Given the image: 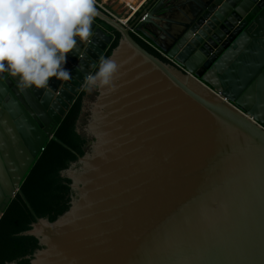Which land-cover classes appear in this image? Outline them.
Instances as JSON below:
<instances>
[{"label":"water","instance_id":"1","mask_svg":"<svg viewBox=\"0 0 264 264\" xmlns=\"http://www.w3.org/2000/svg\"><path fill=\"white\" fill-rule=\"evenodd\" d=\"M130 26L182 69L97 8L69 81L0 74V217L87 87L70 207L24 232L30 264H264V0H148ZM117 34L110 83L89 85Z\"/></svg>","mask_w":264,"mask_h":264},{"label":"clouds","instance_id":"2","mask_svg":"<svg viewBox=\"0 0 264 264\" xmlns=\"http://www.w3.org/2000/svg\"><path fill=\"white\" fill-rule=\"evenodd\" d=\"M96 15V0H0V74L16 78L21 90L69 81L67 57L92 36ZM116 70L105 58L87 81L106 86Z\"/></svg>","mask_w":264,"mask_h":264},{"label":"trees","instance_id":"3","mask_svg":"<svg viewBox=\"0 0 264 264\" xmlns=\"http://www.w3.org/2000/svg\"><path fill=\"white\" fill-rule=\"evenodd\" d=\"M119 38L117 34L93 75L100 62L110 56ZM87 90L86 87L75 99L53 138L34 161L20 192L15 194L0 217V264H30L33 254L42 246L36 237L24 232L31 229L37 218L53 222L69 209L73 191L71 179L63 172L85 154L90 144V139L78 132L80 121L86 120L83 108Z\"/></svg>","mask_w":264,"mask_h":264},{"label":"built area","instance_id":"4","mask_svg":"<svg viewBox=\"0 0 264 264\" xmlns=\"http://www.w3.org/2000/svg\"><path fill=\"white\" fill-rule=\"evenodd\" d=\"M96 8L101 10L103 13H105L109 18L117 21L122 26L127 27L131 33L138 41H140L143 45H145L148 49L153 51L155 54L159 55L163 59H165L170 64L176 66L179 69H182L171 57H169L165 52H163L161 49H159L156 45H154L152 42H150L148 39H146L144 36H142L139 32H137L134 28H131L130 22L131 19L134 16V13L138 10H132L130 13H128L126 16L120 17L118 15H115L109 5L107 0H96Z\"/></svg>","mask_w":264,"mask_h":264},{"label":"crops","instance_id":"5","mask_svg":"<svg viewBox=\"0 0 264 264\" xmlns=\"http://www.w3.org/2000/svg\"><path fill=\"white\" fill-rule=\"evenodd\" d=\"M146 1L148 0H107L108 5L111 9V11L120 17L126 16L128 13H130L132 10H137L143 7V5L146 4ZM247 42H243L242 46H247ZM242 54V48L239 49L236 53H234L229 60L225 63L222 70L226 71V69L229 67V65L238 64L240 61V56ZM224 73H221V75ZM257 92V91H256ZM259 93L264 94V86L260 89Z\"/></svg>","mask_w":264,"mask_h":264},{"label":"flooded vegetation","instance_id":"6","mask_svg":"<svg viewBox=\"0 0 264 264\" xmlns=\"http://www.w3.org/2000/svg\"><path fill=\"white\" fill-rule=\"evenodd\" d=\"M46 130L49 131L50 130V127L49 128H46ZM33 164H34V162L32 163V165ZM32 165H31V167H32ZM31 167L29 168L28 172L30 171ZM28 172H27V174H28ZM27 174L25 175V177L27 176ZM25 177H24V179H25ZM9 178H10V182L9 183L4 182V186L0 188V200H1V202L4 201L3 198L6 197V194L9 192L10 188H12L14 186L13 185L12 176H9Z\"/></svg>","mask_w":264,"mask_h":264}]
</instances>
